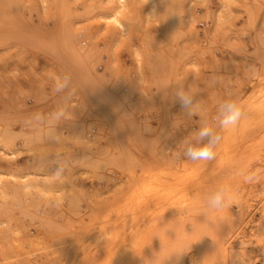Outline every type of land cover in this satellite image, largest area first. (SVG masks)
<instances>
[{"label": "rangeland", "instance_id": "obj_1", "mask_svg": "<svg viewBox=\"0 0 264 264\" xmlns=\"http://www.w3.org/2000/svg\"><path fill=\"white\" fill-rule=\"evenodd\" d=\"M179 86L243 109L210 161ZM263 109L264 0H0V264L262 260Z\"/></svg>", "mask_w": 264, "mask_h": 264}, {"label": "clouds", "instance_id": "obj_2", "mask_svg": "<svg viewBox=\"0 0 264 264\" xmlns=\"http://www.w3.org/2000/svg\"><path fill=\"white\" fill-rule=\"evenodd\" d=\"M67 87L68 77H58L55 84V91L62 92ZM174 100L180 104L186 116L201 115L200 126L188 138L184 139L182 152L177 153L178 156L182 154L183 158L192 162L210 161L214 159L216 149L223 140L222 131L236 126L244 115L241 105L235 99L225 98L218 102L216 116L214 117L215 123H212L203 116L196 93L190 89L185 90L183 86H179L176 89ZM58 171H62V169L58 168ZM230 199V188L226 185L218 186L207 197L206 209L203 214L206 215L208 212H219L223 210L229 205ZM184 253L179 250L172 251L165 256L162 264H165V261L172 257H175L179 261ZM155 259L156 256L154 255L153 260Z\"/></svg>", "mask_w": 264, "mask_h": 264}, {"label": "bare ground", "instance_id": "obj_3", "mask_svg": "<svg viewBox=\"0 0 264 264\" xmlns=\"http://www.w3.org/2000/svg\"><path fill=\"white\" fill-rule=\"evenodd\" d=\"M263 110H264V109H263ZM263 110H262V111H263ZM241 126H242V125H241ZM238 127H239V126H238ZM238 127H237V128H238ZM244 127H245V126H244ZM244 127H243V128H244ZM238 129H240V128H238ZM241 129H242V128H241ZM230 131H231V130H230ZM233 131H234V130H233ZM239 131H240V130H239ZM231 133H232V132H231ZM227 136H228V135H227ZM227 138H228V137H227ZM224 140H225V138H224ZM232 140H233V139H232ZM232 140L230 139V142H231ZM226 145H228V143H227ZM229 145H230V143H229ZM224 147H225V144H224ZM226 147H227V146H226ZM228 148H230V147H228ZM228 148H227V149H228ZM116 239H118V238L116 237ZM116 239H115V240H116ZM118 240H119V239H118ZM119 242H120V241H119ZM259 257L264 261V245H263L262 251L260 252V256H259ZM207 259H208V258H207ZM123 260H124V259H123ZM209 260H210V259H209ZM120 262H121V261H120ZM121 264H122V263H121Z\"/></svg>", "mask_w": 264, "mask_h": 264}, {"label": "built area", "instance_id": "obj_4", "mask_svg": "<svg viewBox=\"0 0 264 264\" xmlns=\"http://www.w3.org/2000/svg\"><path fill=\"white\" fill-rule=\"evenodd\" d=\"M253 264H264V261L263 260H259V261L255 262Z\"/></svg>", "mask_w": 264, "mask_h": 264}]
</instances>
